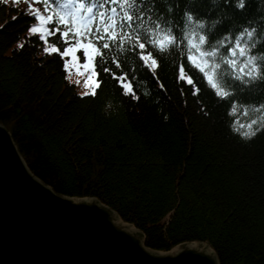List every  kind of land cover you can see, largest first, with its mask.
I'll return each mask as SVG.
<instances>
[{
	"label": "trees",
	"instance_id": "trees-1",
	"mask_svg": "<svg viewBox=\"0 0 264 264\" xmlns=\"http://www.w3.org/2000/svg\"><path fill=\"white\" fill-rule=\"evenodd\" d=\"M237 2L218 0L213 10L211 0H156L148 9L178 38L207 34L212 48L255 27L250 54L264 70V0H245L243 9ZM27 10L26 0H0V125L32 174L66 197L98 200L152 251L202 243L220 264H264V128L251 139L236 130L260 115L253 109L264 105V79L231 81L226 99L201 82L194 97L178 82L181 48L157 56L155 77L130 51L114 48L107 54L113 72H127L140 99L124 96L104 73L97 96H84L65 79L60 59L42 54L28 35ZM185 13L194 15L191 23ZM185 72L197 79L187 65Z\"/></svg>",
	"mask_w": 264,
	"mask_h": 264
},
{
	"label": "snow or ice",
	"instance_id": "snow-or-ice-1",
	"mask_svg": "<svg viewBox=\"0 0 264 264\" xmlns=\"http://www.w3.org/2000/svg\"><path fill=\"white\" fill-rule=\"evenodd\" d=\"M26 2L28 10L24 14L29 18L28 35L36 37L35 43H42V54L47 56L55 54L60 59L62 70L66 73L65 79L71 82L73 72L84 77V87L88 89L83 93L84 96H97V89L101 87V81L97 77L104 73L119 84L124 96H130L133 100L140 99L128 81V73L123 72L117 76L113 72L107 54L114 48L121 52L130 51L136 57L138 67L151 72L153 77L159 66L157 56L171 49L181 48L183 51L179 55L183 58L179 65L178 82L190 86L194 97L200 94L201 89L197 84L201 82L211 88L217 97L226 99L232 95L228 90L231 81L250 83L264 79V70L257 63V57L250 54L254 46L253 37L259 34L251 25L244 27L238 36L233 35L232 42L227 46L221 43L217 48H212L207 34H197L195 42L191 36L178 38L173 34L174 29L157 22L160 20L159 12H156L155 19H152L153 13L149 12L148 5L152 4L155 7L156 0H26ZM160 2L163 3V0ZM223 2L227 5L230 0ZM37 3L42 6L43 11L34 6ZM139 4L144 6L138 7ZM211 5L215 10L218 0H211ZM244 6L245 0H238L236 7L243 9ZM171 11V8L166 7L164 15ZM186 16L191 23L194 15ZM196 28L204 29L205 25L197 23ZM260 30L264 31V18H261ZM17 47L23 48L25 45L18 44ZM221 48L224 49V54H221ZM77 53L82 55L84 61L82 64L81 56ZM111 64L118 69L121 68V62L117 57L111 58ZM185 65L197 79L194 80L186 74ZM80 83V80L76 81L77 85ZM253 112L260 115L236 129L237 131L244 129L242 135L247 139H251L264 128V105L253 109ZM236 114L237 107L233 105L230 115ZM243 115H249L247 109L243 110Z\"/></svg>",
	"mask_w": 264,
	"mask_h": 264
},
{
	"label": "water",
	"instance_id": "water-1",
	"mask_svg": "<svg viewBox=\"0 0 264 264\" xmlns=\"http://www.w3.org/2000/svg\"><path fill=\"white\" fill-rule=\"evenodd\" d=\"M0 264H220L206 244L168 253L96 199L69 198L32 174L0 125Z\"/></svg>",
	"mask_w": 264,
	"mask_h": 264
},
{
	"label": "rangeland",
	"instance_id": "rangeland-1",
	"mask_svg": "<svg viewBox=\"0 0 264 264\" xmlns=\"http://www.w3.org/2000/svg\"><path fill=\"white\" fill-rule=\"evenodd\" d=\"M77 55L78 56H80V54L79 53H77ZM75 67V65H73V68ZM76 75H75V73L73 72V74H72V82H74L75 84H76V81L78 80L77 79V77H75ZM81 81V80H80ZM77 85V84H76ZM78 86V90H79V93L80 94H83L85 91H88V89H86L85 87H84V85L83 84H79V85H77Z\"/></svg>",
	"mask_w": 264,
	"mask_h": 264
},
{
	"label": "clouds",
	"instance_id": "clouds-1",
	"mask_svg": "<svg viewBox=\"0 0 264 264\" xmlns=\"http://www.w3.org/2000/svg\"><path fill=\"white\" fill-rule=\"evenodd\" d=\"M186 15H190V14H186ZM257 59H258V57H257Z\"/></svg>",
	"mask_w": 264,
	"mask_h": 264
}]
</instances>
